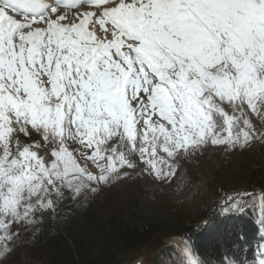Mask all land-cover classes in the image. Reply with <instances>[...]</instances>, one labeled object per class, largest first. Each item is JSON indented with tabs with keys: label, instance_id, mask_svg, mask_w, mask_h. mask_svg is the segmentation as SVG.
<instances>
[{
	"label": "snow or ice",
	"instance_id": "1",
	"mask_svg": "<svg viewBox=\"0 0 264 264\" xmlns=\"http://www.w3.org/2000/svg\"><path fill=\"white\" fill-rule=\"evenodd\" d=\"M257 141L264 0H0V264L66 197L137 168L172 180L186 156ZM255 199L217 207L231 220ZM260 208L264 232V193ZM242 231L218 238L220 264H264V235L248 258ZM177 255L206 264L187 243Z\"/></svg>",
	"mask_w": 264,
	"mask_h": 264
},
{
	"label": "trees",
	"instance_id": "2",
	"mask_svg": "<svg viewBox=\"0 0 264 264\" xmlns=\"http://www.w3.org/2000/svg\"><path fill=\"white\" fill-rule=\"evenodd\" d=\"M248 175H250V182L243 186L240 185L236 190H223L218 187L217 205L223 204V197L226 196L224 195L225 192L228 195H235L238 192L243 193L245 191L249 193H264V162L258 173L251 174L249 172ZM90 200L89 196L80 201L70 196L66 197L61 202L62 206H57L51 211V214L46 212L43 217H40L38 231L34 233L35 235L31 231V236L34 237L26 241L25 244V250L29 258H33V256L29 255V252L32 251L31 249L41 248L39 245L45 242L46 246L44 248L49 252L51 259V262L47 261L46 264H104V262H101L104 258L108 260L105 261V264H108V262L112 264L117 261V257L123 254L124 251L146 244L154 236L152 232L160 229L161 235H164L165 238L173 236L183 237L185 242L182 246L189 243L195 253L201 259H204L206 264H209L213 260L224 257V250L220 248L217 241L222 234H226L233 227L243 230L242 234L249 245L247 252L252 251L253 242L255 243L257 239V234L253 233L251 223H248V218L255 219L252 214L255 209L251 206L246 209L248 218L244 214L243 216L226 220L217 207L216 210L206 214L198 222L185 225L184 221L176 214H170L171 217H168L167 214L166 217L168 218H166L160 216L161 214H158V212L149 213L147 210H143L139 200H137L138 202L135 200L130 203L128 211L121 207L108 213L102 209L101 204H97L100 214H96V208L91 206ZM78 212L89 218L88 223L85 226L80 224L78 226L77 224L73 225V227L76 226L77 228L74 229V233H71L68 229V224L71 222L72 215L75 218L80 217ZM58 213L63 215L61 220L57 218ZM148 214L151 215L149 216ZM205 217L213 218V223H211L214 224L213 228L207 230L206 227L209 224L205 222ZM124 219H129L130 224H120V221ZM245 241L236 240V245H243ZM229 243L231 244V241ZM162 248L163 246L159 248L156 259L152 264H173L174 261L179 259L177 254L182 247ZM94 249L97 252L96 255H93ZM95 256H97V263ZM136 257L138 255H129L123 262L132 264L133 259ZM18 262V259L14 261L15 264Z\"/></svg>",
	"mask_w": 264,
	"mask_h": 264
},
{
	"label": "rangeland",
	"instance_id": "3",
	"mask_svg": "<svg viewBox=\"0 0 264 264\" xmlns=\"http://www.w3.org/2000/svg\"><path fill=\"white\" fill-rule=\"evenodd\" d=\"M263 162L264 141H257L250 147L235 150L209 147L186 156L179 164L177 175L172 180H155L151 176L140 172V169L129 170L126 176L111 181L108 185L102 186L100 190L93 193L94 202L90 204L93 207L96 205V214H100L97 204H101L102 209L108 213L121 207L128 211L130 203L139 200L143 210H147L149 213L158 212L163 217H166L167 214L168 217H171L170 214H176L184 221L185 225H189L198 222L203 216L210 214L216 208L218 187L219 189L233 191L240 185H246L250 182L248 173H258ZM226 194L225 192L224 195ZM83 196L77 197L78 200H81ZM97 197H99L98 201ZM62 216L61 213H58V220H61ZM79 216V218H75L72 215L71 222L68 224L71 233H74V229L77 228L73 225L85 226L88 223L89 218L81 213ZM82 217L83 219H81ZM39 221L40 218H37L34 223L17 229L18 231L27 232H24L23 237L15 241L14 251L7 256L5 264H15L13 261L18 258L19 262L17 264H46L47 261L51 262L49 252L44 248L46 246L45 242L39 245L44 248L42 251L39 247L31 249L29 255L33 256V259H29L27 251L21 249V239L24 240L31 236V231L35 235L34 233L38 231ZM122 223L130 224L129 219L120 221V224ZM152 234L154 236L146 244L124 251L123 254L117 257V261L112 264H125L123 260L133 254L138 255V257L133 259L132 264L140 261V259L145 260L143 264H152L161 246L174 243V241H171L172 239L165 240L164 235L160 233V229L153 231ZM173 240L182 241L179 238ZM95 248L97 250V246ZM146 250H148V254ZM96 253L94 249L93 255H96ZM95 257L97 263V256ZM106 260L104 258L101 262L105 264ZM108 264L110 263L108 262Z\"/></svg>",
	"mask_w": 264,
	"mask_h": 264
}]
</instances>
